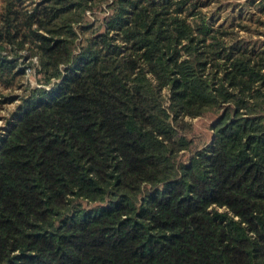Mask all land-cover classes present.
Here are the masks:
<instances>
[{
    "label": "trees",
    "instance_id": "1",
    "mask_svg": "<svg viewBox=\"0 0 264 264\" xmlns=\"http://www.w3.org/2000/svg\"><path fill=\"white\" fill-rule=\"evenodd\" d=\"M213 1L0 0V109L37 59L0 139V264H264V0Z\"/></svg>",
    "mask_w": 264,
    "mask_h": 264
},
{
    "label": "rangeland",
    "instance_id": "2",
    "mask_svg": "<svg viewBox=\"0 0 264 264\" xmlns=\"http://www.w3.org/2000/svg\"><path fill=\"white\" fill-rule=\"evenodd\" d=\"M215 1L210 4L212 8L208 7L205 8V10L211 12L210 9L214 10L215 6L224 3L226 6L222 8L223 14L225 11H228L232 13L234 17L239 15V17L242 16L244 19L249 13L254 14L259 9L258 0H219V4L217 5L214 4L216 3ZM88 17L92 21V14L89 13ZM259 39L264 41V36ZM20 54L22 56L18 57L19 61L16 65L17 67H23V73L20 74V77L14 78L8 86H3L5 87L4 91L9 92L12 99L4 103L3 107L0 109V139L5 135L8 122L13 121L21 115L20 109L23 108L22 98L29 95L28 91L30 86L37 84V74L35 73L36 57H29L27 49H21ZM185 119L191 122V127L187 131V135L193 139V144L199 145L198 147H209L213 135V130L210 125L214 118L202 116L185 117ZM187 155L188 152L183 155V158H186Z\"/></svg>",
    "mask_w": 264,
    "mask_h": 264
}]
</instances>
